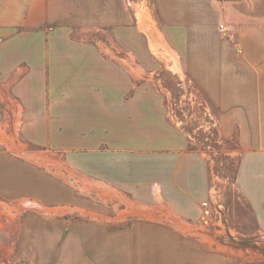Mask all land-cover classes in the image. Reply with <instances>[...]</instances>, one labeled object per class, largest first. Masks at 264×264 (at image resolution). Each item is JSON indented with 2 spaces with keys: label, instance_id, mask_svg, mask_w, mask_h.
Here are the masks:
<instances>
[{
  "label": "crops",
  "instance_id": "1",
  "mask_svg": "<svg viewBox=\"0 0 264 264\" xmlns=\"http://www.w3.org/2000/svg\"><path fill=\"white\" fill-rule=\"evenodd\" d=\"M157 7L264 233V0ZM145 20L127 0H0V264H239L205 243L193 135L140 84Z\"/></svg>",
  "mask_w": 264,
  "mask_h": 264
},
{
  "label": "rangeland",
  "instance_id": "2",
  "mask_svg": "<svg viewBox=\"0 0 264 264\" xmlns=\"http://www.w3.org/2000/svg\"><path fill=\"white\" fill-rule=\"evenodd\" d=\"M127 2L134 14L139 12L146 18V24L141 23L139 29L143 66L140 84L159 87L166 96L169 117L193 135L189 149L202 154L206 160L205 191L214 208L215 225L206 230L213 240L205 243L217 246L225 255L236 256L239 264H264V233L259 230L249 205L235 188L240 162L236 136L224 138L221 135L217 109L201 88L204 87L202 83L187 71L176 45L164 33L157 0ZM169 14L175 16L177 12ZM199 14L210 16V8L207 14L195 10L189 12L193 19ZM191 41L194 42V37ZM208 82L207 87H210V79ZM35 259L31 256L17 264H36Z\"/></svg>",
  "mask_w": 264,
  "mask_h": 264
},
{
  "label": "built area",
  "instance_id": "3",
  "mask_svg": "<svg viewBox=\"0 0 264 264\" xmlns=\"http://www.w3.org/2000/svg\"><path fill=\"white\" fill-rule=\"evenodd\" d=\"M220 29L221 31H224V25H220ZM239 53H242V51H239ZM199 223L205 229H209L215 225L214 208L210 199L208 198L203 200L201 203V215L199 217Z\"/></svg>",
  "mask_w": 264,
  "mask_h": 264
}]
</instances>
